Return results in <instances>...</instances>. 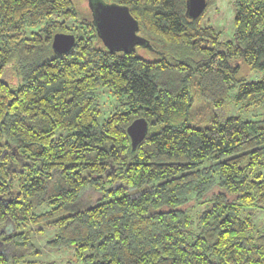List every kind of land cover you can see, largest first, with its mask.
Returning a JSON list of instances; mask_svg holds the SVG:
<instances>
[{
  "label": "trees",
  "instance_id": "1",
  "mask_svg": "<svg viewBox=\"0 0 264 264\" xmlns=\"http://www.w3.org/2000/svg\"><path fill=\"white\" fill-rule=\"evenodd\" d=\"M103 1L126 5L150 47L109 50L88 0H0V264H48L42 225L80 264H264L250 215L264 206V0L235 1L233 40L202 22L215 0L194 19L186 0ZM56 32L74 34L68 51ZM233 88L259 117L228 113Z\"/></svg>",
  "mask_w": 264,
  "mask_h": 264
},
{
  "label": "rangeland",
  "instance_id": "2",
  "mask_svg": "<svg viewBox=\"0 0 264 264\" xmlns=\"http://www.w3.org/2000/svg\"><path fill=\"white\" fill-rule=\"evenodd\" d=\"M81 2V6H86L85 0H79ZM235 1L236 0H215L211 5H209L203 15H202V22L204 24H209L214 27L216 31L220 33V39H230L233 40V33H234V17H235ZM31 29V28H29ZM28 29V30H29ZM149 53V52H148ZM11 73L9 70H6L4 79L6 80H14L13 77L10 76ZM259 72H248L246 74V78L248 79H255L259 77ZM237 88H233L230 90L228 95V101H230L229 111L228 113L231 115H239L244 119H252L259 117L260 113L262 112V106L258 107H243L241 103H237L234 100L236 96ZM109 93H101L98 96V102L102 109L99 121H102L103 118L107 115L109 109L112 107V100L109 98ZM199 103H195V107ZM218 109H212L208 107L205 112H195L192 110L189 118L190 123H196L199 126H206L205 117L208 116L210 113H217ZM223 111L221 110L220 114ZM88 193H92L90 189L84 192V199L86 201ZM96 197L93 194L92 199ZM204 204H199L196 208L200 210L204 209ZM45 209V206L36 208V212ZM250 215L254 222L255 228L258 231L264 233V206L253 208L250 211ZM37 226H34L36 228ZM43 231L41 233L33 232L32 234V241L34 243L35 248L38 251L37 258L45 261L48 264H80L79 260H77L76 256L74 255L73 247H61V248H52L48 246L46 243L47 240L51 239L54 236L55 228L47 225H42Z\"/></svg>",
  "mask_w": 264,
  "mask_h": 264
},
{
  "label": "water",
  "instance_id": "3",
  "mask_svg": "<svg viewBox=\"0 0 264 264\" xmlns=\"http://www.w3.org/2000/svg\"><path fill=\"white\" fill-rule=\"evenodd\" d=\"M88 6L97 34L109 50L126 52L136 45L150 47L149 42L138 33V21L126 5L103 0H88ZM205 7L206 0H186L185 14L188 18L194 19L203 12ZM74 41V34L56 32L53 35L51 46L54 52L63 53L73 46ZM147 130L148 122L144 117L131 121L127 127V133L132 147L143 139Z\"/></svg>",
  "mask_w": 264,
  "mask_h": 264
}]
</instances>
